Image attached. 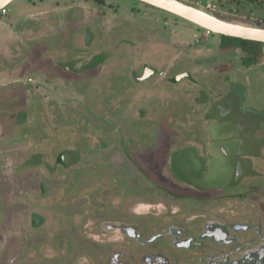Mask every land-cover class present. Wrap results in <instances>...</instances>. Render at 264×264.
<instances>
[{"label":"rangeland","instance_id":"obj_1","mask_svg":"<svg viewBox=\"0 0 264 264\" xmlns=\"http://www.w3.org/2000/svg\"><path fill=\"white\" fill-rule=\"evenodd\" d=\"M200 1L264 27V0ZM4 9L0 264H243L257 239L264 264V46L244 65L138 0Z\"/></svg>","mask_w":264,"mask_h":264},{"label":"water","instance_id":"obj_2","mask_svg":"<svg viewBox=\"0 0 264 264\" xmlns=\"http://www.w3.org/2000/svg\"><path fill=\"white\" fill-rule=\"evenodd\" d=\"M12 1L0 0V10ZM138 1L181 17L212 33L264 43V27L230 22L181 0Z\"/></svg>","mask_w":264,"mask_h":264},{"label":"flooded vegetation","instance_id":"obj_3","mask_svg":"<svg viewBox=\"0 0 264 264\" xmlns=\"http://www.w3.org/2000/svg\"><path fill=\"white\" fill-rule=\"evenodd\" d=\"M168 202H176V199L174 197H172V199H168ZM263 203V202H262ZM247 206V208L245 207ZM244 207L246 208V213L244 215L243 218H245L247 221H245L244 223V228L252 231V228H254V232H249L248 234H254L253 235V239H257L259 238L261 240V236L263 235L262 233H264V225L262 224V222H258V218L262 215L263 211L261 210V203L260 205H258L256 202L254 201H250L248 205H245ZM165 210V207H164ZM249 220H252V222H249ZM254 222V223H253ZM255 225V227H254ZM259 236V237H258ZM257 240H253L252 243L250 244L251 248L248 246L246 247L247 249V253L243 255L242 258L245 257V259L243 260V264H258L256 262H260L263 251H262V244L258 245V243L256 242ZM258 245V246H257ZM260 246V247H259ZM258 256L254 257V256Z\"/></svg>","mask_w":264,"mask_h":264},{"label":"trees","instance_id":"obj_4","mask_svg":"<svg viewBox=\"0 0 264 264\" xmlns=\"http://www.w3.org/2000/svg\"><path fill=\"white\" fill-rule=\"evenodd\" d=\"M201 28V27H199ZM221 38V47L222 48H239L243 51V64L244 65H255L261 62L262 59V47L264 43L252 41V40H244L237 37H230L225 35H219ZM60 160V159H59Z\"/></svg>","mask_w":264,"mask_h":264},{"label":"built area","instance_id":"obj_5","mask_svg":"<svg viewBox=\"0 0 264 264\" xmlns=\"http://www.w3.org/2000/svg\"><path fill=\"white\" fill-rule=\"evenodd\" d=\"M181 1H185V2L192 4L193 6H196L199 8L201 7V8H206V9H215V7L209 2L203 4L200 0H181ZM0 12L5 13V9L2 8L0 10Z\"/></svg>","mask_w":264,"mask_h":264}]
</instances>
